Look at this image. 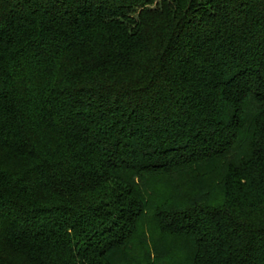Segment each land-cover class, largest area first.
Segmentation results:
<instances>
[{"label":"trees","instance_id":"1","mask_svg":"<svg viewBox=\"0 0 264 264\" xmlns=\"http://www.w3.org/2000/svg\"><path fill=\"white\" fill-rule=\"evenodd\" d=\"M0 264H264V0H0Z\"/></svg>","mask_w":264,"mask_h":264}]
</instances>
